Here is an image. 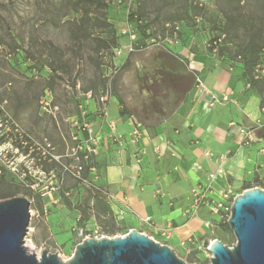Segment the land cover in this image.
I'll use <instances>...</instances> for the list:
<instances>
[{"label": "rangeland", "instance_id": "374dc122", "mask_svg": "<svg viewBox=\"0 0 264 264\" xmlns=\"http://www.w3.org/2000/svg\"><path fill=\"white\" fill-rule=\"evenodd\" d=\"M105 1L110 26L94 24L89 0H0V178L6 181L0 183V200L18 189L12 196L26 197L30 210L24 244L38 255L43 248L56 252L61 260L70 258L95 226L103 236L139 228L124 218L81 221L77 206L89 188L75 174L93 121L89 102L99 106L118 96L134 114L146 109L143 100L157 107L167 95L179 99V87L194 76L173 75L176 64L165 54L181 57L182 46L198 48L201 37L191 32L198 16L213 37L225 32L219 51L243 54L246 67L264 46V0H240L239 5L236 0ZM175 22L182 27L179 46L171 50L161 41ZM90 172L100 175L102 167L94 166L87 177ZM253 185L264 189L263 180ZM214 239L235 243L227 221L206 229L186 248L172 250L185 264H208L207 246Z\"/></svg>", "mask_w": 264, "mask_h": 264}, {"label": "crops", "instance_id": "0c3cea01", "mask_svg": "<svg viewBox=\"0 0 264 264\" xmlns=\"http://www.w3.org/2000/svg\"><path fill=\"white\" fill-rule=\"evenodd\" d=\"M198 34L201 43L196 50L182 46L178 49L181 57L171 51L165 54L176 64L173 75L184 73L190 77L199 73L211 91L219 94L231 90L230 102L207 107L195 94L194 81L179 87V99L168 100L167 95V100L157 102V107L143 100L146 109L137 108L134 114L118 96L99 106L89 102L93 113L90 127L95 129L98 142L94 156L102 163L100 175L90 172L93 189L99 190L111 212L123 205L128 207L120 219L138 226L137 230H147L171 248L193 244L192 239L207 229L204 221H214L204 207L195 217L183 216L189 205L190 188L204 181L208 172L219 164L224 168L225 176L216 178L217 188L251 187L255 181L264 180V80L254 79L253 66H245L243 54L226 56L219 51L214 56L204 48L203 41L213 38L204 20ZM222 35L225 37V32L218 36ZM176 45L179 42L162 46L172 50ZM263 54L264 46L259 57ZM229 59L236 61L231 64ZM97 112L100 116H96ZM130 115L143 127L140 145L145 153L140 163L132 158L131 146L117 142L118 136L128 138ZM256 121L263 124L257 131L258 138L244 146L239 128L252 126ZM103 191L113 194L115 200L109 202ZM144 216H150L159 228L168 227V231L148 228L140 222Z\"/></svg>", "mask_w": 264, "mask_h": 264}, {"label": "water", "instance_id": "95a60500", "mask_svg": "<svg viewBox=\"0 0 264 264\" xmlns=\"http://www.w3.org/2000/svg\"><path fill=\"white\" fill-rule=\"evenodd\" d=\"M30 220L24 196L0 200V264H185L172 248L135 229L122 235L83 238L70 258L24 244ZM235 243L218 239L209 245L208 264H264V189L254 186L237 194L227 220Z\"/></svg>", "mask_w": 264, "mask_h": 264}, {"label": "built area", "instance_id": "2783aa9c", "mask_svg": "<svg viewBox=\"0 0 264 264\" xmlns=\"http://www.w3.org/2000/svg\"><path fill=\"white\" fill-rule=\"evenodd\" d=\"M132 0H127L128 3H131ZM201 6L202 3H199ZM140 21V20H139ZM196 26L191 29V32H194L195 34H198L200 32V26L203 22V18L201 16H198L195 18ZM181 31V24L180 22H175L171 26V32L172 34L169 37H165L161 43L162 45L165 44H176L179 42V32ZM133 37V35H131ZM224 36H218L217 38H209L203 41V46L207 50H209L212 55L217 56L219 54V47L221 45V40ZM230 63L233 64L236 60L229 59ZM187 62L189 64L192 63V60L190 58H187ZM253 77L254 79H264V56L261 58L260 61H258L253 68ZM249 86V85H248ZM194 90L195 94L201 96L203 101L205 102L206 106L209 108H214L217 105L226 104L231 101L230 95L232 94V91H224L222 93H215L211 91L204 83L203 79L199 75V73L194 74ZM104 99V97L101 98V100ZM129 120L131 122V129L128 134V138L124 139L122 136H118L117 142L122 146L124 144H127L131 146V156L134 159L136 163H140L145 150L140 145V141L143 134V127L140 121L136 120L133 115L129 116ZM263 126L262 123L259 121H256L254 125L252 126H241L239 128V132L242 136V144L244 146H249L252 142L257 140L258 135L257 131ZM87 139L85 146V153L83 154V160H88L90 155H95L98 153L97 149V138L92 130V128L87 129ZM80 147V146H78ZM226 157H220L221 160L225 159ZM76 159L79 161V157L76 156ZM76 178L78 181L85 186H87L89 189H93V186L91 184V181L89 177H85L83 174H81V171H83V164L79 163L76 165ZM89 171L94 170V166L88 167ZM226 172L221 164H219L215 170L210 171L207 173L206 178L204 181H201L197 183L195 186L190 188L189 191V205L184 210L183 216L187 219L195 217L199 210L201 208H206L208 214L212 217H214V221L212 220H206L204 221L203 225L205 228L209 229L210 227H214L217 222L221 221H227L230 212H231V205L233 202V199L235 196L241 192H233L231 188H217L216 187V178L219 176H225ZM105 194V197L109 202H113L115 200V196L107 191H103ZM127 206H120L117 211H112V219L114 221L120 220V216L125 214L127 210ZM81 216V214H79ZM140 222L147 226L148 228L155 229L158 232H166L168 231V227L165 228H159L157 225L152 221V218L150 216H144L140 218ZM93 235L85 236L91 237V238H99L103 235L98 234V227L95 226L92 228ZM30 227L28 226L27 233L29 232ZM132 230V229H130ZM137 230V229H135ZM140 231L149 237L156 240L152 234L145 230H137ZM80 232H82V229H80ZM122 235V234H121ZM83 239V238H82ZM186 240L187 242L190 241ZM157 241V240H156ZM185 241V242H186ZM159 242V241H158ZM185 242H182V245H185ZM212 241H210L211 243ZM161 243V242H160ZM163 244V243H162ZM199 247V246H198ZM200 248V247H199ZM209 246H207V250L209 251ZM210 252V251H209Z\"/></svg>", "mask_w": 264, "mask_h": 264}, {"label": "trees", "instance_id": "16d2710c", "mask_svg": "<svg viewBox=\"0 0 264 264\" xmlns=\"http://www.w3.org/2000/svg\"><path fill=\"white\" fill-rule=\"evenodd\" d=\"M91 2V5H94V13H95V18H94V24L101 26V25H105V26H110L109 24H107L106 21V13L105 10L107 9V2L105 0H89ZM232 1V0H231ZM237 3V5H239L240 0H236L235 1ZM102 14L103 15V20H99L98 16L96 15ZM181 24V23H180ZM182 27V24H181ZM110 35H111V39L113 44L115 43V38H114V31L110 30ZM217 38V37H213L212 39ZM264 56L261 55L256 61L253 60L249 66H253L261 60V58ZM264 80V79H263ZM81 163L83 164V175L85 177H87L89 170L88 167L89 166H95V167H99L101 166V162L99 160H97L95 158L94 155H90V157L88 158V160H83V154H81ZM264 181V180H263ZM5 178L2 176L0 178V183H5ZM248 187V186H247ZM245 187V188H247ZM18 191V189H11V192L7 193L8 195L6 196H11L14 195L16 192ZM7 198V197H6ZM4 199V198H3ZM92 200V203L90 204L89 200ZM78 212L81 214V221H84L86 219H88L90 216L96 218V219H100L101 217H108L112 220V212L108 206V204L104 201L102 195L100 194L99 190L96 189H92L89 190L88 192V196L87 198L81 202L80 204H78L77 206ZM113 222V221H112Z\"/></svg>", "mask_w": 264, "mask_h": 264}, {"label": "bare ground", "instance_id": "6f19581e", "mask_svg": "<svg viewBox=\"0 0 264 264\" xmlns=\"http://www.w3.org/2000/svg\"><path fill=\"white\" fill-rule=\"evenodd\" d=\"M26 247H27V248H29L28 250H30V251H32V252H34V249H33V247H32L31 245H29V244H26Z\"/></svg>", "mask_w": 264, "mask_h": 264}]
</instances>
